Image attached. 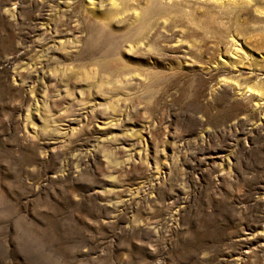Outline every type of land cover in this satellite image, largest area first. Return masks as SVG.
I'll list each match as a JSON object with an SVG mask.
<instances>
[{"label": "rangeland", "instance_id": "rangeland-1", "mask_svg": "<svg viewBox=\"0 0 264 264\" xmlns=\"http://www.w3.org/2000/svg\"><path fill=\"white\" fill-rule=\"evenodd\" d=\"M0 264H264V0H0Z\"/></svg>", "mask_w": 264, "mask_h": 264}]
</instances>
